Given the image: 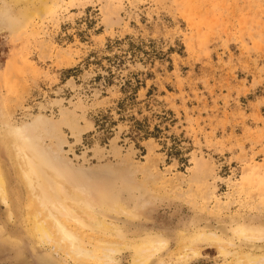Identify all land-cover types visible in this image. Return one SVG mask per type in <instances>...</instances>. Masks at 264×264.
Wrapping results in <instances>:
<instances>
[{
    "label": "rangeland",
    "instance_id": "1",
    "mask_svg": "<svg viewBox=\"0 0 264 264\" xmlns=\"http://www.w3.org/2000/svg\"><path fill=\"white\" fill-rule=\"evenodd\" d=\"M40 118L36 134L62 141L67 164L133 184L130 207L146 202L132 225L108 215L122 237L82 232L83 244L156 231L165 264H236L245 243L227 255L187 245L200 221L264 220V0H0V132ZM14 185L13 222L0 202V223L23 241H1L0 264H42L54 254L25 238L27 198ZM116 257L133 264L130 250Z\"/></svg>",
    "mask_w": 264,
    "mask_h": 264
},
{
    "label": "bare ground",
    "instance_id": "2",
    "mask_svg": "<svg viewBox=\"0 0 264 264\" xmlns=\"http://www.w3.org/2000/svg\"><path fill=\"white\" fill-rule=\"evenodd\" d=\"M5 125L8 128L0 132V142L5 144V152L9 150V157L4 155L1 150L3 148L0 147V202L7 209L8 220L13 222L15 211L10 202V183L15 184L16 192L22 187L25 189L26 218L30 224L25 238L29 237L32 240L31 245L37 249L54 254L53 257L50 253L41 252L39 257L42 264H68L60 257L59 252L80 264L91 261L118 264L116 256L123 250L133 252V264H150L155 258H158L157 264H165L162 254L169 244L156 231L146 232L135 244L112 243L97 237L83 244L82 232L99 236L113 231L122 237V227L110 222V214L112 219L116 216V221L120 219L119 216L123 217L127 226L140 218L135 211L144 207L146 202L136 198L138 202L135 201V207H130L122 196L124 191L136 189L133 184L117 185L116 182L106 181L105 177L101 181L85 169L71 167L62 158V141L56 147L49 146L45 143V137L36 134L37 126H44H41V118L32 125ZM199 224L202 230L195 233L187 245V249L194 256H197L193 250L197 242L214 243L221 249L222 255H227L228 251L224 246H234L239 241L246 244L248 251L244 259L238 260L236 264H264V220L255 224L256 226L212 224L210 221ZM1 241L19 245L23 240L6 234L4 225L0 223ZM88 245L99 249L101 256H96ZM5 250L0 245V261L7 256Z\"/></svg>",
    "mask_w": 264,
    "mask_h": 264
}]
</instances>
